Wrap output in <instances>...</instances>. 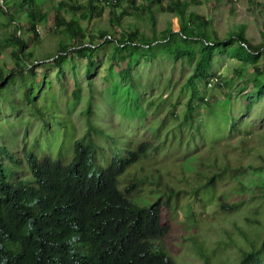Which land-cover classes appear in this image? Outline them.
Returning <instances> with one entry per match:
<instances>
[{"label": "rangeland", "instance_id": "rangeland-1", "mask_svg": "<svg viewBox=\"0 0 264 264\" xmlns=\"http://www.w3.org/2000/svg\"><path fill=\"white\" fill-rule=\"evenodd\" d=\"M19 1L0 0V146L12 155L0 153V169L24 180L30 177L24 148L39 160L67 165L75 141L92 139L100 146L91 169L98 174L116 155L146 143V154L117 183L122 191L134 185V210L162 205L167 231L157 244L174 264H238L255 251L260 253L250 264H264V17L257 15L262 8L249 7L247 0H222L219 8L211 0L187 5L184 22L197 37L233 41L245 26L244 38L257 48L255 61L240 43L218 45L203 75L218 77L224 86L206 88L202 79L192 91L185 82L199 69L200 41L182 43L192 58L172 59L170 46L163 52L160 46L180 29L179 17L165 9L172 0L122 1L110 8L96 0H30L22 13ZM5 10L16 22L9 24ZM36 10L46 18L34 33L26 17ZM191 12L209 20L207 28L192 24ZM57 14L73 22L72 31L56 26ZM129 31L136 32L137 47L124 43ZM105 32L110 42L95 51L90 75L85 55L75 54L59 67L52 61L64 54L60 44L97 47ZM13 36L26 45L19 62ZM175 42L171 37L165 43ZM16 61L23 75L16 74ZM195 94L208 103L193 99Z\"/></svg>", "mask_w": 264, "mask_h": 264}, {"label": "trees", "instance_id": "trees-1", "mask_svg": "<svg viewBox=\"0 0 264 264\" xmlns=\"http://www.w3.org/2000/svg\"><path fill=\"white\" fill-rule=\"evenodd\" d=\"M122 1L130 5H135L137 2V0H117V3L111 7L118 6ZM182 1L185 0H172L165 8L168 13L179 17L180 29L175 33L171 31L168 33L169 36L167 35L168 38L163 40L166 42L172 37L173 42L177 40L176 42L180 43L175 42L172 46L164 42L160 46L162 52L165 47L170 46L172 59L187 55L192 58L193 54L182 46V43L197 44L200 41L202 58L198 62L199 69L195 68V72L185 82L189 89L192 90L191 87L195 89L198 81L202 79L205 80V84L209 82L212 74L203 75L202 67L207 64L208 55L218 45L240 43L238 45L240 50L256 61L257 58L253 53L257 49L256 46L249 44L243 36L245 26L238 28V34L233 38L234 40L232 39L233 41H230L231 39L208 41L206 37L199 38L194 35L191 28L187 29L188 26L184 22L185 9L188 4L199 6L204 2L209 3V0H186L185 3ZM30 3V0H20L18 11L22 13L23 8L31 6ZM211 3L217 8L223 5L222 0H211ZM247 4L249 7L260 6L262 12L257 15L264 17V3L259 0H247ZM8 12L5 10L4 15L9 17V24L16 22L17 19ZM54 17L56 26H62L65 31L73 30V22L67 23L58 14ZM26 18L28 29L35 33V24L43 21L46 15L36 10L28 13ZM189 20L193 22L192 24L197 22L205 28L209 25V20L193 12ZM118 21L119 18L116 20L117 24ZM18 29L20 26L17 24ZM76 33L75 28L72 34ZM106 33L98 34L101 38L100 44L93 48L80 47L72 50L70 46L60 44L59 47L64 46V54L58 55L52 61L59 67L67 59L73 60L75 54L81 56L80 58L85 55L86 71L90 75L96 64L95 51L110 42L104 41L108 37ZM125 34L127 40L125 39L124 43L137 47L136 32L129 31ZM213 35L211 34L210 37L212 38ZM9 41L17 47L14 57L19 62L24 58L26 45L23 40L14 36ZM143 43L145 44L142 45L149 46L146 41ZM66 48H69L67 53ZM26 55L30 56L31 53L27 52ZM17 61L16 74L23 75ZM196 77H199L198 80L195 79ZM221 83L222 86L217 84L214 86L223 87L222 80ZM75 98L77 99L78 95L75 94ZM193 99L203 102L202 97L196 94L195 97L193 95ZM193 99L190 100V104ZM208 101L207 98L205 102ZM192 109L189 111V119L194 112ZM97 148L100 146L92 139L88 143H83L82 140L75 141L73 156L67 165L48 157L39 160L24 148L23 159L30 173V177L24 180L14 179L13 173L8 174L0 169V264H174L157 244L159 238L167 231L161 218L162 205L156 202L149 207L133 210V204L128 197L133 186L127 187L124 191L117 187L118 177L146 154L148 149L146 143L140 144L136 150L128 151L124 157L116 155L107 168L102 169L98 174H93L91 169L95 164ZM0 153L4 158L12 157L4 146H0ZM0 160L3 158L0 157ZM259 253L255 251L244 254L238 264H250L254 254L259 255ZM257 263L261 264V260Z\"/></svg>", "mask_w": 264, "mask_h": 264}, {"label": "clouds", "instance_id": "clouds-1", "mask_svg": "<svg viewBox=\"0 0 264 264\" xmlns=\"http://www.w3.org/2000/svg\"><path fill=\"white\" fill-rule=\"evenodd\" d=\"M124 2H126V1H124ZM97 3H99L102 7H105V8H110L112 5H114V4H116L117 3V0H97ZM204 82H205V80H204ZM204 97H202V99H203ZM204 100V102H205V98L203 99ZM29 172V171H28ZM29 175H30V173H29ZM131 186H133L132 187V189L134 188V185L132 184ZM131 186H129V187H131ZM117 187H118V189L120 190V188H119V186H118V183H117ZM126 189V188H125ZM124 189V190H125ZM132 189L130 190V192L128 193V197H129V194L131 193V191H132ZM122 191V190H121ZM130 199V198H129ZM130 201H131V199H130ZM132 202V201H131ZM133 204V203H132ZM133 206V205H132ZM133 208H135L134 206L132 207V209ZM137 209H142V208H137ZM136 209V210H137ZM134 210V209H133ZM161 218H162V216H161ZM159 241V240H158Z\"/></svg>", "mask_w": 264, "mask_h": 264}, {"label": "built area", "instance_id": "built-area-1", "mask_svg": "<svg viewBox=\"0 0 264 264\" xmlns=\"http://www.w3.org/2000/svg\"><path fill=\"white\" fill-rule=\"evenodd\" d=\"M216 84L219 86H222L221 79H219L218 77H212V78H210L209 82L206 85H207V87L211 88ZM206 99L207 98H205V100Z\"/></svg>", "mask_w": 264, "mask_h": 264}]
</instances>
